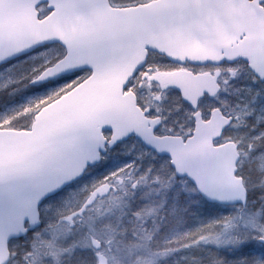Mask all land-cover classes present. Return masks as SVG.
Returning <instances> with one entry per match:
<instances>
[{
    "label": "snow or ice",
    "instance_id": "1",
    "mask_svg": "<svg viewBox=\"0 0 264 264\" xmlns=\"http://www.w3.org/2000/svg\"><path fill=\"white\" fill-rule=\"evenodd\" d=\"M0 264H264V0H0Z\"/></svg>",
    "mask_w": 264,
    "mask_h": 264
}]
</instances>
